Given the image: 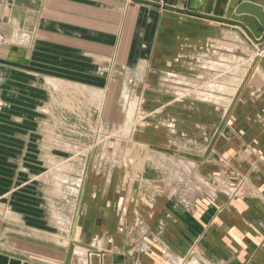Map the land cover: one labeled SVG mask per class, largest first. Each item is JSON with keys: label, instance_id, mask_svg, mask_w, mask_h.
Masks as SVG:
<instances>
[{"label": "crops", "instance_id": "crops-1", "mask_svg": "<svg viewBox=\"0 0 264 264\" xmlns=\"http://www.w3.org/2000/svg\"><path fill=\"white\" fill-rule=\"evenodd\" d=\"M243 1L264 8V0H164L163 5L239 21L259 39L264 26L234 13ZM0 33L5 38L0 47L4 95L15 79L17 98L20 81L29 77L46 79L63 94L74 89L85 100L88 75L118 73L121 67L136 78L148 76L177 87L187 84L183 80L198 82L202 71L213 74L212 86L223 91H207L221 95V102L203 106L182 100L175 104L179 113L188 114L186 106L226 110L233 102L238 105V118L222 126L220 119L206 115L157 124L155 145L147 155L125 160L119 197L102 200L101 186L94 193V204L83 216L94 225L79 227L75 235L81 242L78 264H89L92 254L97 264H264V52L258 54L264 41L256 45L237 27L134 0H0ZM174 89L180 91L169 94L182 96L184 88ZM158 97L162 102L173 98ZM176 125L182 128L179 135L170 130ZM219 126L223 129L216 135ZM156 160L166 172L172 166L179 173L190 171L188 179L194 182L246 177L254 198L230 202L204 195L193 208L189 199L175 197L176 182L151 169ZM157 221L160 230L151 235L145 227ZM141 238L148 240L142 243L151 246L149 251H140ZM43 248L44 261H52L54 252L49 259V245Z\"/></svg>", "mask_w": 264, "mask_h": 264}, {"label": "rangeland", "instance_id": "rangeland-1", "mask_svg": "<svg viewBox=\"0 0 264 264\" xmlns=\"http://www.w3.org/2000/svg\"><path fill=\"white\" fill-rule=\"evenodd\" d=\"M23 38L29 39L26 35ZM260 51L264 49L258 54ZM136 75L121 67L118 73L88 75L85 100L75 95L78 91L74 89L63 94L61 88L47 85L46 79L29 77L20 81L22 90L17 98L15 79L10 80L6 95L0 92V254L28 264L45 263L43 247L48 244L49 259L54 252L48 264H78L81 242L75 235L79 227L85 230L94 225L85 220L86 211L94 204V193L101 186L98 193L102 200L119 197L116 188L126 172L125 160L147 155L143 153L155 145L152 137L157 136V124L165 120L175 125L176 120L188 122L192 115L199 119L206 115L220 119L222 126L240 114L234 102L226 110H192L188 106L183 108L188 114L175 110V104L182 100L202 102L203 106L221 102V95L207 91H223L212 86L213 74L207 71L201 72L198 82L183 80L187 84L178 85L184 88L182 96L169 94L180 91L173 83L165 85L158 79ZM36 83L39 87L31 86ZM160 93L173 98L162 102ZM221 126L215 128L216 135ZM181 129L177 125L170 128L178 135ZM159 166L156 160L151 169L167 182H176L175 197L189 199L193 208L204 195L230 202L254 198L255 190L246 177L220 183L194 182L193 177L188 179L190 171L179 169V173L172 166L166 172ZM158 221L145 230L151 235L159 232ZM143 241L148 242L141 238L137 244L143 247ZM92 255L89 264H97L98 256ZM181 264L187 262L182 260Z\"/></svg>", "mask_w": 264, "mask_h": 264}, {"label": "water", "instance_id": "water-1", "mask_svg": "<svg viewBox=\"0 0 264 264\" xmlns=\"http://www.w3.org/2000/svg\"><path fill=\"white\" fill-rule=\"evenodd\" d=\"M134 1L142 3V4H146L149 6H154V7H159V8H163L166 10L174 11V12H177L180 14L190 15V16H194V17H198V18H202V19H206V20H211V21H215V22H219V23H223V24H227L230 26L237 27V28L241 29L243 31V33L245 34V36L251 42H253L256 45H260L264 41V34L261 36V38L256 39L253 36V34L251 33V31L248 29V27H246L243 23H241L239 21H235V20H231V19H227V18L216 17V16H211V15H206V14H202V13L195 12L192 10H186V9L171 7L168 5H163L161 3H155V2L148 1V0H134ZM234 13L237 16L247 15V16L254 17L259 22V24L261 26H264V8H263V6H261L259 4L252 3L249 1H243V2L238 4V6L234 10ZM0 264H21V261L15 260V259H10L7 256L0 254ZM23 264H28V263L23 262Z\"/></svg>", "mask_w": 264, "mask_h": 264}, {"label": "built area", "instance_id": "built-area-1", "mask_svg": "<svg viewBox=\"0 0 264 264\" xmlns=\"http://www.w3.org/2000/svg\"><path fill=\"white\" fill-rule=\"evenodd\" d=\"M160 3L163 4V0H161ZM3 43H4V38H3V36L0 34V47L3 45ZM259 53H261V51H260ZM148 249H149V245H143V247L140 248V251H141V252H142V251H147ZM167 255H169V252H168V251L165 252V256H167Z\"/></svg>", "mask_w": 264, "mask_h": 264}, {"label": "bare ground", "instance_id": "bare-ground-1", "mask_svg": "<svg viewBox=\"0 0 264 264\" xmlns=\"http://www.w3.org/2000/svg\"><path fill=\"white\" fill-rule=\"evenodd\" d=\"M205 191H206V189H205ZM215 197V196H214ZM21 264H23V262H21ZM189 264H196V263H189Z\"/></svg>", "mask_w": 264, "mask_h": 264}]
</instances>
